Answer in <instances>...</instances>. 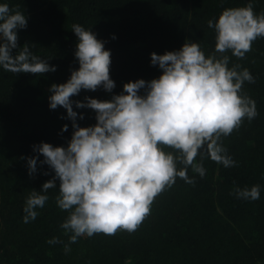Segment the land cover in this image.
<instances>
[{"label": "trees", "instance_id": "trees-1", "mask_svg": "<svg viewBox=\"0 0 264 264\" xmlns=\"http://www.w3.org/2000/svg\"><path fill=\"white\" fill-rule=\"evenodd\" d=\"M27 17L18 30V43L55 72L43 75L13 74L0 67V264H264V38H258L244 59L229 52L230 63L247 68L255 83L245 82L243 93L256 101L258 115L245 119L223 143L237 166L225 168L210 158L203 161L206 175L188 170L195 184L177 178L155 198L151 214L133 232L83 236L71 243V233L60 227L68 216L58 208L57 188L34 221L23 222L29 193L40 191L54 172L41 165L28 174L27 157L38 155L33 145L41 142L66 146L73 128L66 109H50L51 84L66 82L73 69L78 38L73 24L91 30L111 51L110 76L116 87L81 90L72 97L110 99L129 81L158 78L161 69L151 65V53L179 50L185 42H197L205 55L215 47V31L207 26L222 10L241 7L248 0H0ZM254 11H264V0H254ZM115 36V39H113ZM84 127L96 123L95 112L78 109ZM67 131H62L63 125ZM170 151V149H166ZM199 159V158H198ZM48 174L45 175L44 173ZM260 186L255 201L238 199L236 187ZM61 243L50 245L48 240Z\"/></svg>", "mask_w": 264, "mask_h": 264}, {"label": "clouds", "instance_id": "clouds-1", "mask_svg": "<svg viewBox=\"0 0 264 264\" xmlns=\"http://www.w3.org/2000/svg\"><path fill=\"white\" fill-rule=\"evenodd\" d=\"M207 26L215 31L214 51L207 56L197 42H185L179 50L163 54L152 52L151 65L161 69L158 78L126 82L123 91L110 99L86 96L74 101L81 90L103 88L112 93L116 84L105 41L80 24L72 25L79 67L66 82L51 84L48 100L50 109H66L73 133L66 146L33 145L38 155L27 157L29 176L37 172L39 155L43 156L39 163L48 165L54 175L40 191L33 189L27 196L25 224L36 219V209L45 206L48 190L57 188L59 180L55 202L68 212L60 225L71 233L64 245L67 254L69 245L83 236L135 232L151 214L155 198L177 178L195 184L189 168L201 178L206 175L205 159L225 168L237 166L223 139L239 130L245 119L250 122L258 115L256 101L243 93L245 82L256 81L247 68L229 67L228 53L244 59L253 43L264 38V11L257 14L254 0H248L245 6L223 9ZM26 27L24 13L0 3V67L13 74L55 72L56 66L34 55L30 44L19 45L18 30ZM73 104L93 110L96 123L80 126L77 118L84 115ZM67 130L63 125L62 131ZM234 195L258 200L260 186L236 187ZM47 243L61 241L53 237Z\"/></svg>", "mask_w": 264, "mask_h": 264}]
</instances>
